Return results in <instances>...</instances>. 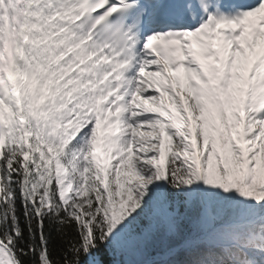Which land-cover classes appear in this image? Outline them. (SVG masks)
I'll list each match as a JSON object with an SVG mask.
<instances>
[{
	"label": "snow or ice",
	"instance_id": "obj_1",
	"mask_svg": "<svg viewBox=\"0 0 264 264\" xmlns=\"http://www.w3.org/2000/svg\"><path fill=\"white\" fill-rule=\"evenodd\" d=\"M0 264H264V0H0Z\"/></svg>",
	"mask_w": 264,
	"mask_h": 264
}]
</instances>
